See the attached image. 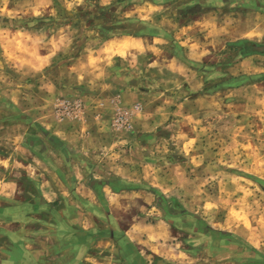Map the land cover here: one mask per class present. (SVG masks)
Here are the masks:
<instances>
[{
  "label": "rangeland",
  "instance_id": "rangeland-1",
  "mask_svg": "<svg viewBox=\"0 0 264 264\" xmlns=\"http://www.w3.org/2000/svg\"><path fill=\"white\" fill-rule=\"evenodd\" d=\"M192 1L0 0V163L8 161L0 168L3 183L8 184L9 193L14 173L23 171L21 163L29 160L31 165L24 174L28 171L47 181V189L49 178L55 177L51 183L57 189L54 170L37 158L45 156L57 171L78 173L84 188L93 183L99 186L102 180L95 179L94 171H86L91 160L83 153L75 156L53 136L49 141L38 123L52 121L84 131L90 123L84 111L86 105L94 106V100H102L106 93H121L120 89L147 92L146 101L138 100L129 108L120 107L119 97L109 99L114 115L118 109L130 113L131 128L123 130L130 131L141 104L148 101L154 108L156 103L178 104L190 97L187 110H178L161 130L141 136L143 142L151 144L146 150L132 148L129 179L113 177L103 182L135 190L124 199L130 206L121 212L122 219L144 216L145 208L152 207L153 214L176 221L174 225L181 230L180 249L197 253L205 245L198 256L186 260L187 264H264V4L223 0L225 5L206 10L191 6ZM208 12L226 16L218 19L219 24L215 22L225 31H233L235 23L243 22L252 37L247 41L256 46L233 41L232 35V42L209 44L211 38L205 40L201 33L196 35L197 30L188 29ZM118 36L141 39L147 52L115 61L113 68L118 71L109 76L107 67L98 69L93 52ZM208 44L217 49L202 53L197 61L185 58L189 50L196 52ZM104 57L99 58L104 61ZM102 74L116 86V93L103 89L106 82H100ZM190 75L199 78V84L205 82L206 88L190 90L188 85H198L187 82ZM85 92L92 96H85ZM203 94L207 98L199 100ZM66 102L80 106L70 115L58 116L57 105ZM28 143L34 146L33 153L24 149ZM148 161L153 164L145 167ZM148 184L158 187L156 193L151 195L148 190L147 194L144 188H152ZM32 192L38 199L37 191ZM156 218L152 215L147 219ZM205 227L230 237L208 242L197 233ZM10 242L0 232V256L10 254ZM109 242L110 252L95 255H108L109 259H100L99 264H128L133 258L129 248L123 242ZM146 262L177 264L159 258H147Z\"/></svg>",
  "mask_w": 264,
  "mask_h": 264
},
{
  "label": "crops",
  "instance_id": "crops-1",
  "mask_svg": "<svg viewBox=\"0 0 264 264\" xmlns=\"http://www.w3.org/2000/svg\"><path fill=\"white\" fill-rule=\"evenodd\" d=\"M222 1L193 0L191 6H198L207 10L221 3L225 5V1ZM258 1L264 4V0ZM245 3L247 4V1ZM247 9L255 13L261 11L260 8ZM222 18H226V16L221 17L215 12H208L199 18L200 20L193 23L195 27L188 29L197 30L196 35L199 36L201 33L205 40L211 38L209 44L227 42L230 40L229 35L234 37L231 38L233 41L252 40V37L244 30L243 22L235 23L233 31L232 29L225 31L221 26L216 25V23L219 24L218 19ZM215 36L218 38L216 41L214 40ZM187 39L189 40V38ZM140 40L128 39L125 36L108 39L102 47L100 46L93 52L98 57L96 60L98 69L104 70L107 67L110 69V73L107 74L111 76L118 71L113 68L115 61L128 60L131 54L134 56L145 54L147 48L144 41ZM230 41L232 42V40ZM126 44L128 45L124 49ZM209 44L202 48L198 47L196 52L193 49L189 50L191 52H187L185 58L197 61L200 60L202 53L217 49V46L209 47ZM191 46L195 48V42ZM104 50L105 52H102ZM102 53H105L106 57H104L105 55L102 56ZM99 57H104V61ZM101 76L100 82H106L103 89L110 88L109 93H116L118 89L109 84V77L104 74ZM194 76L190 75L189 77L192 79L187 82L198 85L195 88L188 85L190 90L193 92L197 89L201 90V86L206 88L205 82L199 84L201 80L199 78L194 79ZM118 92L121 93L114 95L106 93L105 96H102V100H94V106L86 105L84 113L90 116V123L86 125V127L88 126L87 130L68 129L62 124L57 125L52 121H49L48 124L47 121L43 124L38 123V126L48 134L49 141L53 136L57 138L56 140L60 144L62 143L66 148L73 151L75 156H80V153H83L91 160L85 166L86 171L90 174L94 171L98 176V179L96 177L95 179L102 180L99 181V186H95L93 183V186L90 184L89 187L84 188L83 184L78 182L79 179H82L78 173L73 171L68 175L62 171H57L45 156H38L37 158L54 170L56 180H58L55 185L59 186L57 189L51 183L55 177L49 178L50 183L48 182L49 188L47 189L44 187L47 185L45 183L47 181L44 180V182L35 178L28 171H26V175L24 174V170L31 165L29 160L26 164L21 163L23 171L14 173V179L11 180V186L14 188H10L9 193L7 191L8 184L3 183V173L0 172V222H2L0 232L11 241L10 254L8 253L4 257L0 256V264H90L92 261V264H99L100 259H109L107 258L108 255L103 258L95 257L96 254L106 255L105 253L111 251L108 247L111 244L109 240L123 242L129 248L133 258L127 262L128 264H147V258H159L165 263L175 261L177 264L184 263L185 260L184 264H187L186 260H191L204 251L205 245H202L197 253H189L185 249H180L181 242L178 241L181 233L180 227L174 225L176 222L174 220L161 218L158 213L153 214L154 209L152 207L150 209L145 208L147 210H145L144 216L140 215L139 217L138 215L137 218L131 220L122 219L121 212L124 213L126 208L130 206L124 202V199L135 190L126 187L116 188L117 192H114L110 186L103 182V180L113 177L129 179L131 157L135 152L132 148L146 150L151 144L143 142L141 136L147 137L146 134L161 130L171 116H176L178 110H187L191 106L188 105L190 97L178 104L165 101L157 106L156 103L154 108L147 101L144 106L141 104L142 110L134 115L130 131H116L112 127L114 107L109 99L119 97L120 107L129 108L137 104L138 100L146 101L145 96H149L147 92L141 93L140 91L130 92L120 89ZM84 95L92 96L90 92H85ZM204 95L198 96V99L205 100L207 97L205 98ZM137 141L140 142V146H138ZM24 147L28 153L30 151L33 153L34 150L30 148L29 143ZM151 163L149 161L144 162V165L145 167L152 166L153 163ZM5 164L8 165L7 160L0 163V168H4ZM148 185L154 190H158L156 185ZM33 189L37 191L38 199H34ZM144 190L148 194V188L146 187ZM149 194L152 195L151 192ZM28 197H31L32 200L25 201ZM56 202H61L63 205H54ZM152 215L158 218L147 219ZM102 224H107L115 229L114 231L106 229ZM206 239L212 243L216 237L212 239L207 237ZM99 248H103V250Z\"/></svg>",
  "mask_w": 264,
  "mask_h": 264
},
{
  "label": "built area",
  "instance_id": "built-area-1",
  "mask_svg": "<svg viewBox=\"0 0 264 264\" xmlns=\"http://www.w3.org/2000/svg\"><path fill=\"white\" fill-rule=\"evenodd\" d=\"M79 106V103H60L56 107V113L58 116H67L70 115L73 110H77ZM112 127L116 131L129 130L131 128L130 113L125 110L118 109L114 115Z\"/></svg>",
  "mask_w": 264,
  "mask_h": 264
},
{
  "label": "trees",
  "instance_id": "trees-1",
  "mask_svg": "<svg viewBox=\"0 0 264 264\" xmlns=\"http://www.w3.org/2000/svg\"><path fill=\"white\" fill-rule=\"evenodd\" d=\"M240 43H248L249 45H251V46H256V44L255 43H253V42H248L247 40H243V41H240ZM40 128V127H39ZM41 129V128H40ZM41 131V130H40ZM45 132V131H44ZM54 141V140H53ZM105 184L106 185H108V186H110V188L114 191V192H117V189L114 187V185H113V183H111V182H105ZM150 192H153V193H156V191L154 190V189H152V188H149L148 189ZM166 213H168L166 210H164ZM198 233H200V234H202L203 236H206V237H210V234H212V236L214 235V236H217V237H219V238H221V239H224V238H226V237H230V235H228L227 233H221V232H218V231H212L211 229H208L207 227H205V228H203V230H198ZM206 233H208L207 235H206ZM205 234V235H204Z\"/></svg>",
  "mask_w": 264,
  "mask_h": 264
},
{
  "label": "flooded vegetation",
  "instance_id": "flooded-vegetation-1",
  "mask_svg": "<svg viewBox=\"0 0 264 264\" xmlns=\"http://www.w3.org/2000/svg\"><path fill=\"white\" fill-rule=\"evenodd\" d=\"M29 146H30V148H32V150H33V147H34V146L31 145V144H29ZM197 224L200 225L198 222H197ZM197 233H198V232H197ZM207 234H208V233H206V235H207ZM204 235H205V234H204ZM210 237H211V239H212V238L217 237V236H214V235L212 236V234H210ZM224 239H226V238H224Z\"/></svg>",
  "mask_w": 264,
  "mask_h": 264
},
{
  "label": "clouds",
  "instance_id": "clouds-1",
  "mask_svg": "<svg viewBox=\"0 0 264 264\" xmlns=\"http://www.w3.org/2000/svg\"><path fill=\"white\" fill-rule=\"evenodd\" d=\"M69 7H71V5H69Z\"/></svg>",
  "mask_w": 264,
  "mask_h": 264
},
{
  "label": "bare ground",
  "instance_id": "bare-ground-1",
  "mask_svg": "<svg viewBox=\"0 0 264 264\" xmlns=\"http://www.w3.org/2000/svg\"><path fill=\"white\" fill-rule=\"evenodd\" d=\"M124 48V47H123ZM122 53V52H121Z\"/></svg>",
  "mask_w": 264,
  "mask_h": 264
}]
</instances>
